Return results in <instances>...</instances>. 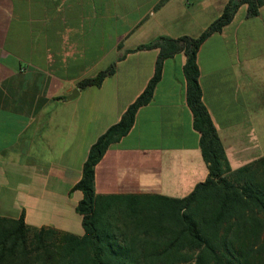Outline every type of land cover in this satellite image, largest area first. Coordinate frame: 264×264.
Wrapping results in <instances>:
<instances>
[{
  "label": "crops",
  "instance_id": "crops-1",
  "mask_svg": "<svg viewBox=\"0 0 264 264\" xmlns=\"http://www.w3.org/2000/svg\"><path fill=\"white\" fill-rule=\"evenodd\" d=\"M228 0H0V215L82 235L76 205L90 146L145 89L159 35H199ZM197 53L202 100L232 168L253 154V77L264 84V3ZM183 51L164 60L151 100L94 169L98 195L183 197L208 176L186 100ZM115 63L100 85L78 82ZM249 85L251 87H249ZM78 93L70 97L72 91Z\"/></svg>",
  "mask_w": 264,
  "mask_h": 264
},
{
  "label": "trees",
  "instance_id": "trees-1",
  "mask_svg": "<svg viewBox=\"0 0 264 264\" xmlns=\"http://www.w3.org/2000/svg\"><path fill=\"white\" fill-rule=\"evenodd\" d=\"M258 14L264 0H228L221 14L199 35H159L137 49H159L145 89L120 119L90 146L80 179L76 211L84 233L30 227L23 214L0 215V264H264V155L232 168L202 100L197 53L202 42L228 24L238 7ZM183 51L186 100L208 176L183 197L98 195L94 169L110 144L131 129L137 109L148 103L166 58ZM115 63L78 82L95 85L112 74ZM156 199V205L151 202Z\"/></svg>",
  "mask_w": 264,
  "mask_h": 264
},
{
  "label": "rangeland",
  "instance_id": "rangeland-1",
  "mask_svg": "<svg viewBox=\"0 0 264 264\" xmlns=\"http://www.w3.org/2000/svg\"><path fill=\"white\" fill-rule=\"evenodd\" d=\"M261 78L253 77V99L250 109L247 110L251 114L252 127L254 129L255 140L252 148L253 154L257 151L258 154H264V84L261 83ZM249 87H251L249 85ZM255 160V159H254ZM158 200L154 199L151 204L156 205Z\"/></svg>",
  "mask_w": 264,
  "mask_h": 264
},
{
  "label": "water",
  "instance_id": "water-1",
  "mask_svg": "<svg viewBox=\"0 0 264 264\" xmlns=\"http://www.w3.org/2000/svg\"><path fill=\"white\" fill-rule=\"evenodd\" d=\"M77 93H78L77 89H74V90L72 91L70 97H73V96H74L75 94H77Z\"/></svg>",
  "mask_w": 264,
  "mask_h": 264
}]
</instances>
